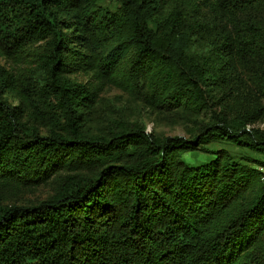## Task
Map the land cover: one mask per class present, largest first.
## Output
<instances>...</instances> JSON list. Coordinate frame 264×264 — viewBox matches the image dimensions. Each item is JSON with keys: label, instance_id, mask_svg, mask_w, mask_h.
<instances>
[{"label": "trees", "instance_id": "16d2710c", "mask_svg": "<svg viewBox=\"0 0 264 264\" xmlns=\"http://www.w3.org/2000/svg\"><path fill=\"white\" fill-rule=\"evenodd\" d=\"M101 1L0 0V55L43 44L24 93L49 124L41 135L8 102L0 66V188L66 171L36 205L0 197V264H264V161L182 158L216 142L264 154V131L246 129L264 123V0H214L208 16ZM95 68L158 111L207 119L191 139L121 122L91 133L95 91L66 75Z\"/></svg>", "mask_w": 264, "mask_h": 264}, {"label": "rangeland", "instance_id": "374dc122", "mask_svg": "<svg viewBox=\"0 0 264 264\" xmlns=\"http://www.w3.org/2000/svg\"><path fill=\"white\" fill-rule=\"evenodd\" d=\"M100 5L109 11H115L117 4L112 0H103ZM214 0H166V7L171 10L182 9L186 14L192 11L196 13H212ZM220 14V13H218ZM257 17L259 14H253ZM218 18L219 15L217 16ZM263 17V16H262ZM261 19V18H260ZM204 42L198 44L201 48ZM43 44H30L22 49L18 57H6L0 55V66L8 70L15 78V88L10 90L6 96L8 102L13 106H18L25 110L24 120L29 125L35 126L41 135L48 134L49 124L36 116L33 102L26 95V89L30 84L41 82L43 72L40 69L37 58L42 51ZM200 50V49H197ZM71 80L85 85L90 90L95 91L96 103L85 115L86 128L91 133L107 132L116 123L141 124L145 127L147 134L158 137H182L191 139L196 135L199 126L205 123L207 116H190L182 111L166 113L158 111L149 106L138 92H134L130 87H124L119 77H103L95 68L92 71H77L66 75ZM256 129L264 131V123L259 122L247 130ZM206 151V152H205ZM214 151L228 152L236 158L248 157L264 161V154L242 151L229 143H210L201 147L200 151L192 153H182V158L191 165L203 163L213 157ZM264 181V168H259ZM66 171L57 172L46 183L30 186L5 185L0 188V197L3 207L10 205L31 206L36 205L53 194L56 182L60 175H65ZM88 174L87 170L85 172ZM264 241V232L261 237Z\"/></svg>", "mask_w": 264, "mask_h": 264}]
</instances>
